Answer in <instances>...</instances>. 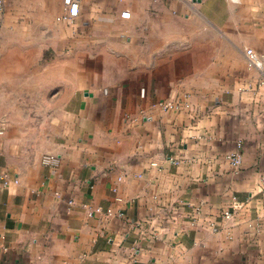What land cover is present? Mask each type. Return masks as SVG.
Here are the masks:
<instances>
[{
  "label": "crops",
  "instance_id": "obj_1",
  "mask_svg": "<svg viewBox=\"0 0 264 264\" xmlns=\"http://www.w3.org/2000/svg\"><path fill=\"white\" fill-rule=\"evenodd\" d=\"M64 8L6 0L0 264H264V0Z\"/></svg>",
  "mask_w": 264,
  "mask_h": 264
},
{
  "label": "built area",
  "instance_id": "obj_2",
  "mask_svg": "<svg viewBox=\"0 0 264 264\" xmlns=\"http://www.w3.org/2000/svg\"><path fill=\"white\" fill-rule=\"evenodd\" d=\"M65 1V8L64 11L59 15L58 19L61 21H65L68 23L74 22L76 17L80 13V1L81 0H64ZM234 3L240 2V0H230ZM5 9H6V0H0V36H1V31L3 28L4 24V17H5ZM131 13L129 11H124L122 13L123 17H130ZM248 58L250 61V64L257 66L259 69H262L263 66V58L264 55L259 56L256 53L249 52ZM262 84L264 85V79L262 80ZM188 95H184L183 98H175V99H164V100H159L155 103H153L152 107L153 108H158L160 110H171V109H192L191 103L188 99ZM3 130L0 129V133ZM44 162L46 164H53V165H58L59 164V158L54 156V155H46L44 156ZM242 161L241 156H235L234 157V162L236 164H240ZM0 178L3 179L4 183L7 185L11 182L10 174L8 172H2L0 173ZM123 177H119V181H122ZM18 182V180H15ZM114 191H118V186L113 187ZM69 203L72 204L73 200H69ZM200 208H198L199 210ZM102 210V209H101ZM104 214L108 217H124V212L123 210H114L113 208H108L106 210H103ZM91 215L95 214V211L90 212ZM233 215V212L230 210H225L224 211V216L227 218H230Z\"/></svg>",
  "mask_w": 264,
  "mask_h": 264
}]
</instances>
